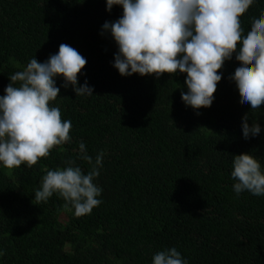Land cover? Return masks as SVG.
I'll return each instance as SVG.
<instances>
[{
  "label": "trees",
  "instance_id": "1",
  "mask_svg": "<svg viewBox=\"0 0 264 264\" xmlns=\"http://www.w3.org/2000/svg\"><path fill=\"white\" fill-rule=\"evenodd\" d=\"M261 14L264 0H254L241 17L245 36ZM122 15L106 0H0V96L9 76L33 58L46 62L62 43L86 59L78 83L94 89L77 96L56 79L53 106L71 121L72 142L32 168L0 163V264H153L171 248L187 264H264V196L237 195L231 178L236 155H253L264 171V105L240 103L230 79L242 66L236 54L219 73L212 106L193 109L181 97L186 74L121 76L113 66L118 46L103 25ZM246 114L261 127L247 140ZM81 141L93 161L105 153L94 180L103 202L77 217L58 194L37 203L35 191L70 160L90 171Z\"/></svg>",
  "mask_w": 264,
  "mask_h": 264
},
{
  "label": "clouds",
  "instance_id": "2",
  "mask_svg": "<svg viewBox=\"0 0 264 264\" xmlns=\"http://www.w3.org/2000/svg\"><path fill=\"white\" fill-rule=\"evenodd\" d=\"M254 0H106L107 10L122 6L123 15L115 22H105L103 32H110L118 46L114 67L121 76L186 74L187 92L183 102L193 109L210 108L214 102L219 74L233 55L242 65L232 79L239 91L240 103L252 111L264 105V14L254 19L244 35L241 17ZM102 32V35H103ZM87 64L73 47L61 44L59 51L41 63L33 58L26 68L9 79L5 95L0 96V163L15 169L35 166L51 150L72 142L70 120H62L59 107L53 106L60 88L56 78H64V87L72 86L77 96L93 95L87 82L79 85L78 76ZM243 118L244 138L261 132L259 123ZM63 150V149H62ZM79 159L90 166L87 174L70 160L61 169L50 170L35 191L37 203L47 202L54 193L74 209L77 217L91 214L103 201L102 188L94 183L99 177L105 153L95 160L88 155L83 141ZM231 178L237 195L247 191L264 196V171L250 154L233 157ZM3 255V252H0ZM153 264H187L175 249L160 251Z\"/></svg>",
  "mask_w": 264,
  "mask_h": 264
},
{
  "label": "rangeland",
  "instance_id": "3",
  "mask_svg": "<svg viewBox=\"0 0 264 264\" xmlns=\"http://www.w3.org/2000/svg\"><path fill=\"white\" fill-rule=\"evenodd\" d=\"M58 78H60V77H57L56 79H58ZM65 220H66L65 216L59 215V221L60 222L61 221L63 222ZM63 249L66 250V251H69L70 250V246L68 244H65V245H63Z\"/></svg>",
  "mask_w": 264,
  "mask_h": 264
}]
</instances>
